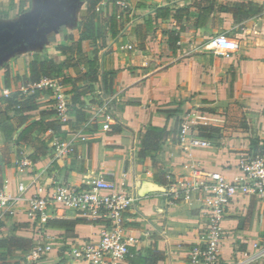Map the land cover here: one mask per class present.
Instances as JSON below:
<instances>
[{
  "label": "crops",
  "instance_id": "obj_1",
  "mask_svg": "<svg viewBox=\"0 0 264 264\" xmlns=\"http://www.w3.org/2000/svg\"><path fill=\"white\" fill-rule=\"evenodd\" d=\"M190 1L101 0L95 6L104 19L115 9L127 14L117 35L107 34L104 45L96 47L97 81L93 91L81 97L87 120L76 129H82L86 139L75 142L72 153L56 160L51 155L29 158L31 164L21 173L16 161L22 155L28 157L32 149L6 141L0 128V168L9 191L14 192L19 181L27 182L33 175L41 181L75 186L97 183L103 175L106 188L139 195L136 205L124 212V231L135 237L131 246L136 249L161 250L164 258L157 264H189V250L199 240L206 220L204 199H198V194L188 204L181 197L171 198L164 193L169 185L167 175L171 180L183 177L189 173L188 166L194 164L232 180L241 175L239 162L264 144V0H216L205 26L193 29L190 21V28L174 49L168 46L165 33L177 27L171 13L157 20L144 49L138 48L135 25L158 6L189 5ZM223 2H252L260 12L236 21L231 13L218 11V4ZM87 3L88 0H0V43H10L5 51L0 47V95L4 89L11 93L18 87L20 81L15 77L28 74L30 60L51 58L60 63L77 56L79 25ZM219 33L234 39L238 48L228 54L217 50L211 39ZM59 46L70 47V54L64 55ZM83 51L94 58L90 42L84 41ZM7 68L9 76L5 75ZM80 69L85 71L83 64ZM107 71L113 73L109 92L103 90L102 84V75ZM63 88L69 99L71 84H63ZM49 91L42 90L38 96V108L30 112L34 120H56L53 113L41 116L43 111L54 110ZM105 97L113 102L107 130L102 128L105 117L95 114ZM189 109L205 111L219 119L206 125L220 130L216 136H203L209 139V146L193 148L180 143L179 121ZM149 126L165 129L154 154L156 165L151 157L139 154ZM72 131L75 130L62 126L58 133L43 131L40 137L50 138L53 144L57 139H67ZM158 167L166 175L157 171ZM165 180L168 183L164 184ZM48 221L52 222L43 233L66 244L97 239L105 225L103 219L91 221L70 210ZM221 225L224 235L219 263L234 264L245 252L253 251V243L264 244V197L235 194ZM2 234L29 238L33 243L38 237L36 228L22 214L3 217L0 239L4 238ZM4 251L0 248V254ZM25 251L14 250L0 264H19ZM57 260L59 256L53 250L40 264ZM119 264L129 262L125 259ZM254 264H264V257Z\"/></svg>",
  "mask_w": 264,
  "mask_h": 264
},
{
  "label": "built area",
  "instance_id": "obj_2",
  "mask_svg": "<svg viewBox=\"0 0 264 264\" xmlns=\"http://www.w3.org/2000/svg\"><path fill=\"white\" fill-rule=\"evenodd\" d=\"M110 0H104V3ZM180 40L176 42L179 45ZM211 44L222 53H230L238 48V43L224 33L216 34ZM17 89L31 93L34 89L50 90L53 98L55 117L60 122L71 119L68 96L63 84L53 76H43L35 83L19 84ZM7 89L3 95H8ZM112 99L105 97L97 107L95 114H102L105 121L102 128H109V112ZM93 119V118H92ZM219 121L197 109L184 111L179 121L178 138L185 147H207L208 138L200 134L199 126ZM82 129L72 131L65 140H55L52 144L51 159H61L74 151L75 142L85 140ZM31 164L25 155L17 161V169L22 173ZM189 173L175 180H169L168 190L164 193L171 198H180L191 204L193 195L203 198L205 203L204 225L199 240L188 253L189 264H220V248L224 231L222 220L226 209L237 193L264 197V144L252 154L242 159L238 168L239 177L227 179L218 171H207L191 164ZM105 177L99 176L98 182L85 186L59 184L41 181L33 175L27 182L19 181L14 192L7 188V180L0 168V220L3 217L25 215L35 228L37 240L24 252L19 264H40L43 259L56 250L59 260L52 264H119L126 259L129 246L135 243V237L125 234L123 226L124 212L136 205L139 195L124 189L105 187ZM200 195V196H199ZM70 210L80 217L95 221L103 219L105 225L97 239H86L66 244L43 233L46 221ZM253 251L243 254L234 264H254L264 257V244L253 243Z\"/></svg>",
  "mask_w": 264,
  "mask_h": 264
},
{
  "label": "trees",
  "instance_id": "obj_3",
  "mask_svg": "<svg viewBox=\"0 0 264 264\" xmlns=\"http://www.w3.org/2000/svg\"><path fill=\"white\" fill-rule=\"evenodd\" d=\"M101 0H88L87 8L82 14V19L79 25L80 36L76 42L75 58H66L63 62L55 63L51 58L39 60L34 58L28 63V74L16 76L15 79L20 81V84L27 85L37 82L43 76H53L60 79L63 84H71L72 88L69 92V110L73 119L60 122L56 120L44 121L43 119H33L30 112L38 108L37 98L42 90L34 89L31 93H23L19 89H14L8 95H0V103L3 108H0V128L3 131L6 141H14L18 145H29L32 152L28 158L36 160L40 157L51 155L52 144L51 139H43L40 134L43 131L50 133H58L62 126H66L69 130H76L80 125L87 120V113L83 109L81 97L88 92L93 91L94 83L97 81L96 74V51L97 46H103L105 37H113L117 35L124 17L125 11H117L108 16L106 19L102 17L101 12L95 10V6ZM216 0H191L189 5L179 6H158L154 12L141 23L135 25V34L138 42V48L144 49V43L147 35L153 30L155 23L159 19L166 18L172 13V17L176 23V29L165 31L168 39V46L172 49L176 47V42L181 39V35L190 28L197 29L205 26L208 18L215 9ZM115 5V4H114ZM218 11L229 12L233 15L236 21H242L252 17L260 12L259 7L252 2L248 3H229L223 2L218 4ZM2 13L0 12V15ZM121 24V25H120ZM94 39V40H93ZM84 41L90 42V46L94 51V58H89L83 51ZM59 50L64 55H69L70 47L59 46ZM83 64L85 71L80 69ZM5 75L9 76L8 68ZM113 73L107 71L102 75L103 90L110 91V83ZM79 81H83L81 85ZM50 92V91H49ZM168 111H165L167 113ZM54 114L55 111H43L41 116ZM199 131L202 136L213 137L219 133L218 127L199 126ZM165 133V129L149 126L143 140V149L139 152L141 157H151L153 164L156 165L155 153L159 150V139ZM157 171L166 175L164 171L158 167ZM168 180V179H167ZM169 181V180H168ZM165 180L164 184L168 183ZM84 221V219H78ZM77 221V220H76ZM52 221H46V225ZM32 239L10 235L0 239V248L4 249V253L0 254V260H5L8 254L14 250H28L33 245ZM164 258V253L156 248L153 249H136L129 246V252L126 256L129 264H157L158 261Z\"/></svg>",
  "mask_w": 264,
  "mask_h": 264
},
{
  "label": "flooded vegetation",
  "instance_id": "obj_4",
  "mask_svg": "<svg viewBox=\"0 0 264 264\" xmlns=\"http://www.w3.org/2000/svg\"><path fill=\"white\" fill-rule=\"evenodd\" d=\"M9 45H10L9 42H8V43H4V42H3V43H0V47H2V50H3V51L7 50V47H8ZM2 50H1V51H2Z\"/></svg>",
  "mask_w": 264,
  "mask_h": 264
},
{
  "label": "rangeland",
  "instance_id": "obj_5",
  "mask_svg": "<svg viewBox=\"0 0 264 264\" xmlns=\"http://www.w3.org/2000/svg\"><path fill=\"white\" fill-rule=\"evenodd\" d=\"M37 14H36V12L34 13V14H32V16H31V20H34L35 19V16H36ZM46 17V16H45ZM44 17V19L43 20H46V18ZM47 19H48V17H47ZM49 20V19H48ZM41 22H43V21H41ZM113 107V106H112ZM6 235H9V232L6 234ZM1 237H4V235L2 234V236Z\"/></svg>",
  "mask_w": 264,
  "mask_h": 264
},
{
  "label": "water",
  "instance_id": "obj_6",
  "mask_svg": "<svg viewBox=\"0 0 264 264\" xmlns=\"http://www.w3.org/2000/svg\"><path fill=\"white\" fill-rule=\"evenodd\" d=\"M1 54H2V53H1ZM1 54H0V64L2 63V57H1L2 55H1Z\"/></svg>",
  "mask_w": 264,
  "mask_h": 264
}]
</instances>
